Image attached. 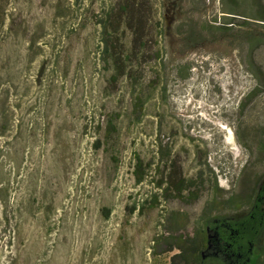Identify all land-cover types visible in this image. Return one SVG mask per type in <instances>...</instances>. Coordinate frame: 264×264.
<instances>
[{
  "label": "rangeland",
  "instance_id": "rangeland-1",
  "mask_svg": "<svg viewBox=\"0 0 264 264\" xmlns=\"http://www.w3.org/2000/svg\"><path fill=\"white\" fill-rule=\"evenodd\" d=\"M224 1L146 0L147 51L115 35L121 75L101 22L124 0H0V264H169L163 236L206 226L207 264H264V21ZM172 167L197 201L158 187Z\"/></svg>",
  "mask_w": 264,
  "mask_h": 264
},
{
  "label": "trees",
  "instance_id": "trees-1",
  "mask_svg": "<svg viewBox=\"0 0 264 264\" xmlns=\"http://www.w3.org/2000/svg\"><path fill=\"white\" fill-rule=\"evenodd\" d=\"M257 4L256 12L254 14L255 18L264 21V5L261 3L263 0H254ZM229 9H231V14L237 15L236 0H225L224 1ZM146 0H124L119 9V14L114 18L115 10L107 15V18L102 21L103 25V39L102 42L105 44V52L107 55V63H112L119 71V74L126 73L125 58L129 59L132 55L131 53L124 54V52L118 51V36L121 32L129 30L132 35V49L137 47V45L147 51L149 37L147 34V22L148 15L145 9ZM245 16V15H243ZM250 17V16H248ZM233 18L225 21V25L233 24L235 20ZM248 21V20H246ZM156 28H158L156 26ZM162 55L160 52H156L151 59H161ZM118 74L116 75V77ZM261 91V87H256L250 94L249 98L255 97ZM245 107V104H242ZM2 119V118H0ZM0 136L5 133L6 123L0 120ZM113 128V127H112ZM135 175L137 176V181L142 182L147 175V164L140 158L137 157L135 165ZM202 180L197 178H188L182 175L180 171H177L174 167L170 170L168 175L163 176L159 182L158 187H164V191L168 197H174L177 199L187 200V201H197L201 197ZM258 186H254L250 193L246 195H241L239 193H233L226 200L225 203L231 205L236 210L242 209L244 206L253 205L254 198L256 196ZM156 203V199L149 204L153 207ZM132 211L136 210V206H133ZM144 211V207L139 209V212ZM109 215V213L107 214ZM167 236H163V241L165 243V248L159 253L175 252L170 259L169 264H207L208 259L205 257V253L208 249L209 242V232L207 226L195 230L193 233L181 231V232H168ZM162 238V237H161ZM160 239V238H159ZM262 261V253L255 252L252 255L250 264H260Z\"/></svg>",
  "mask_w": 264,
  "mask_h": 264
},
{
  "label": "flooded vegetation",
  "instance_id": "flooded-vegetation-1",
  "mask_svg": "<svg viewBox=\"0 0 264 264\" xmlns=\"http://www.w3.org/2000/svg\"><path fill=\"white\" fill-rule=\"evenodd\" d=\"M207 230H208V232H209V242H208L209 246H208L207 252L205 253V257L208 259V254H209V252H210V250H211V247H212V236H211V230H212V227H211V226H207ZM210 237H211V238H210ZM255 252H259V250H258V249H255V250H253V251L251 252V255H250L249 258H248V264H250V261H251V259H252V255H253Z\"/></svg>",
  "mask_w": 264,
  "mask_h": 264
}]
</instances>
